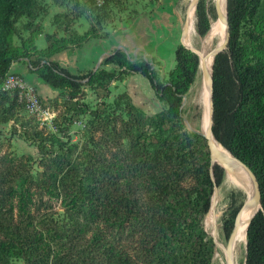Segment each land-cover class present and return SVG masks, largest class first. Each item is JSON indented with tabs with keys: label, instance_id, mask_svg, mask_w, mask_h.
<instances>
[{
	"label": "rangeland",
	"instance_id": "1",
	"mask_svg": "<svg viewBox=\"0 0 264 264\" xmlns=\"http://www.w3.org/2000/svg\"><path fill=\"white\" fill-rule=\"evenodd\" d=\"M203 1L212 27L213 18L218 16V2ZM190 4L191 0H33L32 14L22 16L9 36L8 54L14 59L11 72L19 74L30 65L26 55L50 60L56 53L73 47L69 43L75 44L80 38L74 33L77 26L81 31L91 26L93 33L101 32V36L108 39L112 50L119 48L129 59H147L154 65L156 58L152 60L150 49L140 50L147 41L144 39L147 20L153 17L156 23L163 15L172 14L178 20L171 28L170 42L158 46L164 58L162 66L160 63L153 66L158 81H171L177 67V49H185L190 58L197 53L183 37ZM198 4L195 22L199 31ZM165 29L168 34L167 27ZM195 34L194 48H202V38L208 33ZM51 41L57 51L53 54L48 50ZM242 44L247 62L264 63V2L255 22L244 26ZM107 57L102 61L103 68L116 70L119 79L107 88L85 86L83 94L76 98L70 96L69 90H55L50 85L46 95L40 94L36 86L26 81L37 89L42 99L40 111L28 110L17 101V93L7 94L0 87V213L11 222H17L24 231L31 222L37 224L42 215L51 213L69 222H86L91 214L88 199L97 202L92 193L99 186L103 191L111 189L117 197L131 194L137 199L141 213L133 218L126 208L110 211L107 215L112 217V222L101 225L99 235L103 248L97 253L101 254V264H110L116 255L129 256L134 262L145 264L157 204L151 201L152 188L147 185L146 176L138 173L139 167L148 164L144 167L150 175L160 168L174 176L180 174L181 185L192 188L197 185L208 157L202 144L190 135L182 113L180 118L173 117L149 82H143L142 74H122L119 66L104 64ZM199 66L198 57L197 73ZM30 71L36 73L31 67ZM83 81L86 83L87 79ZM169 156L174 160L170 161ZM209 159L211 165V157ZM50 170L58 175L55 194L41 188L42 173ZM242 171L249 192L229 182L227 171L222 170L221 192L211 215L203 218L209 239L218 227L221 237L228 242L225 224L234 210L231 194L242 190L247 197L252 190L250 177ZM24 187L29 188L33 196L26 205L27 212L21 207ZM76 199H79L78 206L69 210L66 200L73 204ZM192 200L189 212L181 218L183 226L187 227L183 235L186 245L177 250L183 254V264L205 259L200 234L191 228L193 223L202 220L203 214L195 194ZM102 208H96V212L106 213ZM66 225L57 230L55 237L51 236V249L61 255L60 261L64 264H76L79 257H87L89 250H94L90 243L93 233L73 227L74 224ZM97 249L95 245L94 252ZM220 253L226 260L223 249ZM245 259L246 247H243L238 254L239 263L245 264ZM217 261L222 264L220 259Z\"/></svg>",
	"mask_w": 264,
	"mask_h": 264
},
{
	"label": "trees",
	"instance_id": "2",
	"mask_svg": "<svg viewBox=\"0 0 264 264\" xmlns=\"http://www.w3.org/2000/svg\"><path fill=\"white\" fill-rule=\"evenodd\" d=\"M263 2L264 0H228V20L233 36L232 45L230 51H224L217 55L214 67L213 132L225 148L252 168L261 187L262 208L248 228V251L245 264H264V63L262 61L247 62L242 44L244 26L255 22ZM0 8V87L2 88L14 62V59L8 54L9 36L15 31V23L26 13L31 15L34 8L33 0H0ZM197 16L199 33L205 36L209 32L207 30L211 23L203 0L198 4ZM250 35L253 39H257L254 34ZM230 43L231 32L223 50H227ZM53 46L51 44L49 46L51 48H48L51 54L57 52ZM182 46L191 51L187 46L183 44ZM192 55L193 57L190 58L185 49H177V67L173 71V78L168 82L158 81L153 65L148 61H133L122 51L107 57L104 64L119 66L123 69L122 74L140 73L148 78L169 113L175 118H180L183 95L189 91L198 69L197 53ZM26 57L30 59L31 69L36 71L45 83L54 89L69 90L72 98L83 94L85 86L107 88L114 80L119 79L116 70L101 69L95 73L91 71L87 74L74 75L58 62L47 60L41 56L37 59H32L30 55H26ZM45 61L47 62L44 63ZM86 79H88L86 83L82 82ZM7 94H13V92H7ZM16 99L19 101L17 96ZM190 135L202 144L208 157L205 169L195 187L182 186L180 174L174 176L165 173L160 168L150 175L148 168L144 167L148 164L139 167L138 173L146 176L148 180L146 183L152 188L151 201L157 204V209L153 214L152 231L154 232L151 233L153 237L150 247L147 248L148 263L145 264H183L181 262L183 254L178 253L177 250L184 244L186 245L183 235L187 227L183 226L181 218L189 212V206L193 205L194 194L203 217L202 220L193 223L191 228L200 234V246L204 249L205 259L196 260L193 264H213L216 243L213 238H208L203 218L209 214L211 207L212 182L210 178L212 180L218 178L221 186L222 170L225 172L226 169L220 163L218 168L214 165L210 166V148L207 139L198 134ZM168 158L170 161L174 160L173 156ZM57 177V173L53 170L43 172L42 190L55 194L58 189ZM24 188L22 189L23 203L21 207L27 212L26 205L32 201L33 196L29 192V188ZM102 188L99 186L92 193L94 200L99 204L88 199L91 214L86 222L79 220L69 222L66 219L58 218L55 213H51L42 215L41 222L37 224L31 222L24 231H21L17 222H11L0 213V264H19L20 261H23L22 264H64L60 261L61 255L58 256L51 249V236L55 237L57 230L62 226H67L66 224L69 226L74 224L73 227L79 226L80 230L93 233L90 243L94 250H89L87 257H79L76 264H101V254L97 253H101L103 248L99 230L103 222H112V217L108 216L109 212L117 208H126L133 218H137L141 213L137 199L131 194L117 197L111 192V189L103 191ZM246 198L242 190L232 192L231 199L234 210L225 224L227 235L233 231L234 217L236 218L239 214ZM78 204L79 199L73 201V204L66 200L69 210H75ZM95 207L100 209L103 207L102 209L106 213L103 215L97 213ZM123 221L119 220L120 223ZM52 232L53 235H51ZM46 233H49L48 236ZM95 245L99 248L96 252H94ZM116 256L117 258L111 259L110 264H138L129 256Z\"/></svg>",
	"mask_w": 264,
	"mask_h": 264
},
{
	"label": "bare ground",
	"instance_id": "3",
	"mask_svg": "<svg viewBox=\"0 0 264 264\" xmlns=\"http://www.w3.org/2000/svg\"><path fill=\"white\" fill-rule=\"evenodd\" d=\"M217 2L219 9L218 16L215 19L213 18L212 29L204 38H202V48L199 47V49L194 48V40H192L194 34L199 32L195 22L198 0H191L188 9V24L184 38L186 43L193 47L192 50L196 51L201 57V65L199 66L195 82L186 94L182 115L185 125L188 127L191 134L201 135L208 140L209 148L214 150L219 163L222 164L227 171V180L229 182L232 181L235 186H239L246 192H249V185L246 178H244L242 169L245 171L250 177L252 183V190L249 195L254 196L256 193V179L253 173L242 163L237 161L228 149L218 141L215 134L212 133L215 105L211 76L214 58L219 51L226 47L230 33L227 13L228 0H217ZM232 177H234V179ZM258 208L259 204H257L251 211L239 212L236 217L234 229L227 238V243L221 237L222 231L220 232L218 227L215 228V231L212 234V238L217 244L214 264H217L218 259H220L222 264H240L238 254L243 247H246L248 226ZM209 215H211V211L209 212ZM220 248L225 252L226 260L220 253Z\"/></svg>",
	"mask_w": 264,
	"mask_h": 264
},
{
	"label": "crops",
	"instance_id": "4",
	"mask_svg": "<svg viewBox=\"0 0 264 264\" xmlns=\"http://www.w3.org/2000/svg\"><path fill=\"white\" fill-rule=\"evenodd\" d=\"M187 15H188V12H187ZM152 18H149V20H147V24H146L147 36L146 37L144 36L145 37L144 39H147V41L145 40L146 42L144 43V47L140 48V50L142 51L143 49V52H144L146 51V49H150V51L153 53L152 55V53L150 52L152 56V60L154 61L156 58V64L160 63L162 66V62L164 58H163V55L160 53L158 46L160 43L167 44L170 42L171 28L174 27L175 22L177 23L178 17L172 14L163 15V19H161V21H156V23H153L154 19L152 20ZM187 24H188V16L186 18V27H187ZM165 27H167L168 34L166 33ZM186 27H185V30H186ZM91 29H92L91 26L90 27L87 26L81 31V29H79L77 26V29H75L74 33H76L77 38H79V36L84 37V38L83 39L79 38V42L75 41L76 42L75 44L69 43L70 46L73 45V47H71L70 49L64 52L56 53L55 55L51 57L50 60L60 63L64 68L68 69L74 75L87 74L91 71L94 72L99 63L101 64L98 70L101 68L106 69V68H103L102 66L103 59L106 56L109 57L117 53L119 51V48L112 50L113 47L110 48L108 39L102 37L101 32L93 33ZM59 37L60 39L63 38L62 36H59ZM53 43L54 41H51V44ZM43 50L44 49H42L41 51ZM132 60L138 61L137 58L132 59ZM145 61H148V60L146 59ZM156 64L154 65L152 64V65L156 67ZM30 65L27 66V68H22V70L19 71L20 72L19 74H21L20 76L25 81L36 86L40 94L46 95V93L50 91L49 85L45 83L39 77V75H37V73H32L30 71ZM144 77L145 76H143V78ZM143 82L144 83L149 82V85L152 86L150 80L146 77L144 78ZM55 90H59V89H55Z\"/></svg>",
	"mask_w": 264,
	"mask_h": 264
},
{
	"label": "water",
	"instance_id": "5",
	"mask_svg": "<svg viewBox=\"0 0 264 264\" xmlns=\"http://www.w3.org/2000/svg\"><path fill=\"white\" fill-rule=\"evenodd\" d=\"M199 2V0H198ZM227 13H228V2H227ZM228 23H229V20H228ZM186 27V25H185ZM229 28H230V32H231V43H230V46L227 50H221L219 51L215 58H214V65H213V71H212V76H211V83H212V88H213V91H214V67H215V60H216V57L219 53L221 52H224V51H230L231 49V45H232V40H233V36H232V31H231V27H230V24H229ZM211 26L208 27V31H211ZM206 32V33H207ZM205 33V34H206ZM198 55V54H197ZM199 57V60H200V65H201V57L198 55ZM47 61H45L44 63H46ZM100 64L99 63L95 69L94 72H96L98 70V68L100 67ZM88 80V79H87ZM82 82H85V81H82ZM215 94V93H214ZM185 98H186V94L183 95V102H182V106H181V113H182V109H183V106H184V101H185ZM212 133H215V132H212ZM229 151V150H228ZM230 152V151H229ZM231 153V152H230ZM232 154V153H231ZM232 156L237 160L239 161L240 163H242L245 167H247L254 175L255 179H256V193L254 196H250L248 195L247 198H246V202L245 204L243 205V207L241 208V211H244V212H247V211H251L257 204H259V208L257 209V211L255 212L254 216L252 217L251 221L253 220V218L255 217V215L259 212V210L262 208V204H261V187H260V182H259V179L257 177V175L255 174V172L252 170V168L245 164L244 162L240 161L239 159H237L233 154ZM210 157H211V165H214L215 167L218 168L219 166V161H218V158L216 156V153L214 152V150L212 148H210ZM210 165V166H211ZM211 182H212V196H211V207H210V210L209 212L212 210L215 202H216V199L218 198L219 196V192H220V180L218 178H215V180H212L210 178ZM238 212V213H239ZM250 221V223H251ZM249 223V225H250ZM249 228V226H248ZM247 251H248V230H247V244H246V256H247ZM246 260V259H245Z\"/></svg>",
	"mask_w": 264,
	"mask_h": 264
},
{
	"label": "built area",
	"instance_id": "6",
	"mask_svg": "<svg viewBox=\"0 0 264 264\" xmlns=\"http://www.w3.org/2000/svg\"><path fill=\"white\" fill-rule=\"evenodd\" d=\"M2 88L6 92L17 93L18 100L28 110L40 111L42 99L34 86L29 85L19 74L10 73L6 76ZM54 118L51 119L53 121Z\"/></svg>",
	"mask_w": 264,
	"mask_h": 264
}]
</instances>
